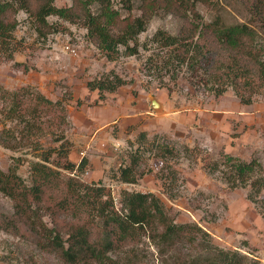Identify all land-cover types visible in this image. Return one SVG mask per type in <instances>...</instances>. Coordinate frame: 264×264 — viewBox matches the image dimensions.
<instances>
[{"label": "rangeland", "instance_id": "rangeland-1", "mask_svg": "<svg viewBox=\"0 0 264 264\" xmlns=\"http://www.w3.org/2000/svg\"><path fill=\"white\" fill-rule=\"evenodd\" d=\"M123 1L112 0L115 8L126 14ZM132 1V13L137 15L138 0ZM212 2L211 7L197 6L204 22L220 15L231 25L246 22L249 17L236 0ZM54 4L70 6L71 0H55ZM16 18L19 24L12 32L8 50H2L12 57L11 61L0 53V88L17 92L27 87L51 101L64 102L69 124L64 130L43 129L33 137L29 148L12 151L0 145L1 171L6 173L14 167L28 183L30 163L49 154L51 166L63 177L104 187L115 208H120L121 191L153 193L175 223L197 224L210 235L213 245L236 250L249 263L264 264V87L253 96L251 105H242L231 89L215 97L196 79L188 81L187 74L175 72L166 54L149 42L147 48H139L137 56L106 55L87 39L80 25L49 17L54 31L42 36L25 13L19 12ZM180 25L181 20L172 16H154L139 35V43L157 30L174 35ZM257 44L264 51V35L260 32ZM68 46L75 54L66 50ZM119 50L122 53L123 48ZM16 64L28 71L24 73ZM109 72L128 84L97 102L96 92L88 91L86 83ZM151 100L163 107L153 110ZM2 105L0 102V130L14 128L5 120ZM109 110H124L128 116L138 117L128 122L119 117L112 122L108 120ZM140 132H146L150 139L157 135L158 144L173 148L181 157L146 155L145 170L149 172L128 184L120 181V171L126 166L127 142H134ZM61 135L64 139L57 142L55 138ZM67 163L79 165L78 173L64 171ZM241 163L249 167L241 169ZM214 164L217 168L212 172ZM162 166L177 173L179 189L174 201L162 193L157 177ZM0 208L9 215L12 202L0 195ZM44 223L51 227L48 217H44ZM181 253L185 257L196 254L188 247ZM157 254L146 243L139 249L138 258L141 264H162ZM0 264L65 263L29 240L0 231Z\"/></svg>", "mask_w": 264, "mask_h": 264}, {"label": "trees", "instance_id": "trees-1", "mask_svg": "<svg viewBox=\"0 0 264 264\" xmlns=\"http://www.w3.org/2000/svg\"><path fill=\"white\" fill-rule=\"evenodd\" d=\"M236 1L249 17L246 22L228 25L220 15L203 21L197 6L211 7L212 0H138L137 15L132 13V0L122 2L126 14L116 9L112 0H71L65 7L55 6V0H0V53L8 50L19 12L26 14L42 36L54 31L48 18L57 17L84 28L87 39L106 55L137 56L139 48L150 43L166 54L175 72L184 71L188 81L196 79L215 97L231 89L240 104L251 105L253 96L264 87V51L257 44V34L264 35V0ZM160 14L181 20L178 31L172 35L157 30L140 44L139 35ZM4 56L11 61L9 54ZM16 66L28 71L21 64ZM127 84L109 72L87 81L86 89L96 92L97 102H103L107 94ZM0 102L5 120L14 124V128L0 130V145L5 149L29 148L43 129L68 127L64 102L51 101L31 88L17 92L0 88ZM63 139L62 135L55 138L57 142ZM157 140V135L150 139L140 132L134 142H127L120 181L133 184L146 175V155L153 153L161 159L180 156ZM214 165L212 172L217 168ZM78 166L67 163L63 170L76 174ZM239 166L246 169L249 164ZM157 177L162 193L174 201L179 189L176 171L162 166ZM0 195L12 202L11 214L0 208V231L29 240L65 264H141L138 251L146 243L157 250L162 264H258L249 263L236 250L213 245L210 235L197 224L175 223L153 193L121 191L120 208H115L104 187L63 177L51 166L49 154L30 163L28 183L14 167L6 173L0 170ZM44 217L49 218L51 227L45 225ZM183 247L196 254L181 256Z\"/></svg>", "mask_w": 264, "mask_h": 264}, {"label": "crops", "instance_id": "crops-1", "mask_svg": "<svg viewBox=\"0 0 264 264\" xmlns=\"http://www.w3.org/2000/svg\"><path fill=\"white\" fill-rule=\"evenodd\" d=\"M159 104H160V107H163V104H162V103L159 102ZM108 113H109L108 115L110 116V117H108V120H109V121L111 120L112 122L115 121V120H117L119 117H120V118H123V119L121 120L122 122H125V121H127V122H128V121H134L135 118H136V120H137V117H138V115L134 116L135 118H134L133 116L130 117V116H128L129 113H128V112H125L124 110H123L122 113H120L119 111H118V112H114V111H111V112H110V110H109ZM120 115H121V116H120ZM124 119H125V120H124ZM126 125H127V124H126ZM120 131L122 132L123 130H120ZM124 137H125V136H123L122 138L120 137L119 139H124ZM123 141H125V140H123ZM114 149H115V148H114ZM115 150H116V149H115ZM115 150H114V151H115Z\"/></svg>", "mask_w": 264, "mask_h": 264}, {"label": "water", "instance_id": "water-1", "mask_svg": "<svg viewBox=\"0 0 264 264\" xmlns=\"http://www.w3.org/2000/svg\"><path fill=\"white\" fill-rule=\"evenodd\" d=\"M150 106H151V108H152L153 110H155V109H157V108L160 107V104H159V102L156 101V100H151V101H150Z\"/></svg>", "mask_w": 264, "mask_h": 264}, {"label": "built area", "instance_id": "built-area-1", "mask_svg": "<svg viewBox=\"0 0 264 264\" xmlns=\"http://www.w3.org/2000/svg\"><path fill=\"white\" fill-rule=\"evenodd\" d=\"M66 50L69 51L71 54H75V50L69 46L66 48ZM72 174H75V173L73 172Z\"/></svg>", "mask_w": 264, "mask_h": 264}]
</instances>
